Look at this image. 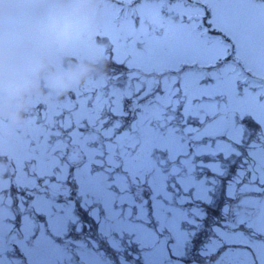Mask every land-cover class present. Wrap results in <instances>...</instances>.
<instances>
[{
	"label": "rangeland",
	"instance_id": "1",
	"mask_svg": "<svg viewBox=\"0 0 264 264\" xmlns=\"http://www.w3.org/2000/svg\"><path fill=\"white\" fill-rule=\"evenodd\" d=\"M91 1L85 0L82 3L79 1L62 8L59 18L56 14L52 15L50 21L42 22L39 27L35 21L44 18L47 10L34 11L24 21L22 18L18 20L17 30L13 31L14 34L10 41L0 42L2 55L0 96L13 74L21 70L29 60L34 59L33 51L39 40L40 52L45 50L47 63L51 66H61L62 56L70 59L77 58L74 62L78 64L81 63V58L97 63L103 58L112 57L116 62L130 66L126 68V74L120 76L118 79L120 82L115 86L109 83L112 81L102 77L107 67L100 70V76L89 75L88 86L96 87L97 93L85 97V100H82V106L54 103L49 96H26L22 103L25 105L22 107L19 103L8 105V108L15 110L11 117L18 121H24L26 116H31L26 120L24 127L25 131H28L26 139L35 140V144L32 145V151H29L27 140L25 153L21 156L20 166L25 164L24 188L26 191L36 189L37 176L40 179L45 178L44 183L47 181V184L43 183L40 188L45 186L61 188L65 185L64 194L66 195L69 189L72 193L74 190L77 192V185H79V195H75V198L72 195V200L75 201L77 196L81 197L79 204L90 211L94 220H99L98 210L103 209L100 213H104L105 218L100 223V231L112 230V236L118 242L121 241V252L131 253L145 263L190 264L186 259L190 251L186 245L191 244L192 238L190 237L193 233L185 228L186 222H189L190 226L196 225L193 219L186 218L188 213L200 215L195 208H190L193 200L197 198V185L193 174L197 166L191 155L190 158L181 154L178 158L169 159L170 164L178 161L186 170L185 175L179 181V188L182 189L179 195L185 201L181 203V198L176 201L172 194L166 198L162 197V158L160 155L158 158L155 157L158 152L154 155L155 149L160 144L159 138L153 143L151 154H147V150L152 147L153 137L151 136L156 132L160 134L161 118H165L168 126H166L169 136L168 145L174 148L170 151L173 154L176 153L175 144L184 140L182 133L178 130L181 128L177 125L180 110L184 108L180 98L185 94L175 86L176 80L167 79L168 77L164 75L166 72H161V76L164 77L161 84L155 86L159 89L153 97V99L158 97L157 102L145 104L130 122L131 127L126 126V122L132 106L125 105V102L126 100L139 102L155 88L151 77L145 79L134 73L148 75L153 68L156 71L176 70L181 68L180 63L191 64L193 62L187 59L192 58V53L195 52L193 49L201 50L204 47L202 44L194 47L189 43H183L185 39L192 40V36H189L192 24L184 22V19H188L190 14L200 13L194 10L191 12L174 8L173 13H169L171 9L164 12L155 4L157 7L154 8L140 5L138 13L137 10H130L125 6L119 8L116 13L113 8L105 6L98 16V11L94 9V5L91 6ZM86 2L88 5H85ZM209 2L212 3L214 9L212 17L221 22L229 33L237 35V33L245 32L251 36L252 32L260 31L264 24L262 22L264 3L256 13L251 7L248 10L244 9V1L240 2V0H227L221 5L217 0H209ZM42 15L44 16L39 18ZM215 25H218L216 29L223 30L219 24ZM29 33H39L40 38L35 41L36 39L33 40ZM27 38L30 39L29 42ZM204 40L201 37V41L204 42ZM207 54H212V52L208 49ZM194 57L201 64L200 53L197 52ZM249 61L252 64V61ZM169 67L173 69H168ZM129 77L134 81H128ZM183 77L191 86L190 92L193 93V98L201 101L196 104L194 101L187 100L185 114L196 108L197 111L204 110L206 114L214 113L217 109L232 114H239L243 110L257 112V108L253 107L249 100L240 98V92L236 86L237 80L240 81L237 74H227L226 78L211 83L213 84L211 86L208 84L207 88L202 87L198 73H185ZM226 85L233 87L230 96H225ZM216 93L217 108L211 104ZM42 101L43 105L38 104ZM227 101H229V106L225 110ZM31 102L35 103L33 105L42 106L40 117L32 115L28 105ZM67 110H74V113L67 114ZM106 111L111 113L109 118L112 116L114 118L112 121L107 118ZM8 113L7 116H10L11 112ZM112 113L116 115L113 116ZM121 117L126 118L125 122L118 121ZM88 122L89 128L86 127ZM155 123L156 126H154ZM73 124L78 125L80 129L69 131L68 136L65 137L64 131H67ZM83 127L85 130L81 132ZM192 130V127L188 128V131ZM36 139L41 143H36ZM50 145L57 154L50 152ZM41 146L43 152L38 150ZM71 146H76L85 156L84 161L76 168L78 171L75 172V182L68 176V166L64 168L60 162L61 155ZM195 149L201 155L208 151L207 148L201 147H195ZM203 157L206 160L207 156ZM163 163L165 165V161ZM207 166L208 162L199 164V168H202L206 175L208 174ZM165 167L169 173L175 172L171 165H165ZM218 169L219 167H217V177L220 178L224 171ZM34 172L37 174L36 177L32 175ZM57 173L58 177L53 179L54 174ZM65 173H67L66 177ZM147 188L152 194L150 202L142 192L143 190L148 191ZM184 191L192 192L193 196L182 194ZM38 197L40 198L31 203L35 211L47 217L44 227H47L52 239L47 238L36 227L39 213H24L23 217L27 219L21 220V225H18L23 238L17 242V249H14V246V248H7L5 235L0 234V264H66L69 260L71 262L72 254L65 253L69 247L62 240L64 225L70 220L65 211L64 204L66 203H58L47 196L46 198ZM71 214L73 219H80L79 213ZM243 215L242 213L240 220L242 222L246 220V215L244 217ZM8 216L12 217L11 214ZM203 226V224L200 225V227ZM35 230L45 241L44 244L48 243L51 247L43 248L44 244L39 245L40 247L30 245L34 241L32 237ZM161 233L163 237L160 236ZM166 233H169L170 241H165ZM195 239L194 242H196ZM232 240L238 239L234 235ZM7 252L9 257H7ZM169 256L174 257L173 260L168 259ZM87 258H89L88 251L82 260L73 257L72 261L76 264H87ZM220 258V264H225V257ZM174 259L176 262H173ZM212 262L217 264L213 260Z\"/></svg>",
	"mask_w": 264,
	"mask_h": 264
},
{
	"label": "flooded vegetation",
	"instance_id": "2",
	"mask_svg": "<svg viewBox=\"0 0 264 264\" xmlns=\"http://www.w3.org/2000/svg\"><path fill=\"white\" fill-rule=\"evenodd\" d=\"M227 0H223L225 2ZM232 1V0H230ZM243 2L244 9L251 7L259 10L264 0H240ZM236 2V1H235ZM9 0H0V10L7 9ZM9 25L0 26V42H7L10 34ZM249 47L258 49H247L243 51L244 62L250 68H256V64H262L264 68V33L251 34L247 36ZM2 55L0 53V61ZM252 61L251 62L249 61ZM87 68V66H86ZM42 78V77H41ZM78 88H82L80 83ZM71 90V89H70ZM72 92H58L61 100H72ZM77 100V99H75ZM13 104L3 90L0 96V234H8L9 229L20 225L19 216L24 213L21 211L17 200L18 187L21 192L24 191V164L20 166L21 156L24 149V131L23 121L11 117L15 110L8 108ZM8 112L10 113V116ZM209 135L212 140L216 138L215 120L209 123ZM241 136V159L242 168L245 170V176L241 179L242 202L241 213L246 215V223L253 222L254 225H245L242 232L244 242L230 243V248L225 257L227 264H264V225L261 223L260 213L264 214V113L243 114L236 124H232L229 134L234 131ZM227 130V129H226ZM167 138V132H163ZM226 144V142H225ZM213 151L212 159L216 158L217 145L216 139L211 144ZM227 147H222L221 151H226ZM226 155V153H225ZM213 196L217 193L216 179L211 182ZM232 185L227 183L225 186V195L232 196ZM11 213L12 217L8 215ZM9 218L11 223H9ZM9 224L11 226H9Z\"/></svg>",
	"mask_w": 264,
	"mask_h": 264
},
{
	"label": "clouds",
	"instance_id": "3",
	"mask_svg": "<svg viewBox=\"0 0 264 264\" xmlns=\"http://www.w3.org/2000/svg\"><path fill=\"white\" fill-rule=\"evenodd\" d=\"M88 69L84 66H50L39 59L29 60L19 71L15 72L12 79L5 86L6 94L13 103L22 102L38 87L39 78L43 77L45 86L56 92L70 90L85 76Z\"/></svg>",
	"mask_w": 264,
	"mask_h": 264
},
{
	"label": "snow or ice",
	"instance_id": "4",
	"mask_svg": "<svg viewBox=\"0 0 264 264\" xmlns=\"http://www.w3.org/2000/svg\"><path fill=\"white\" fill-rule=\"evenodd\" d=\"M213 13L211 12H207L204 14V17L201 18L200 20V23L201 24H204L206 25V28L205 30L206 31H209L210 30V33L211 34H220L219 33V30L218 29H215V28H211V25H212V17ZM231 58L230 57H225L224 58V63H227ZM219 65H207L206 67L211 71L213 70L214 68L218 67ZM119 67H124V68H130L129 65H119ZM190 70V66L188 65H185L183 68H180V69H176V70H172V71H179L181 73L183 72H186V71H189ZM117 80L120 78V74L117 73V76H116ZM131 78V77H129ZM176 83H178V81H176ZM161 94H162V90H161ZM145 97H142L141 99H144ZM183 115V113H181ZM113 116H115L116 114L115 113H112ZM204 122V118H201L200 120H198V123H203ZM71 171L73 173L77 172L78 169L76 168H72ZM45 184H47V181H45ZM39 185H36V187H38ZM175 183L173 184V187H175ZM43 190V189H41ZM68 195H69V200H70V203L72 204V207L74 208L76 206V201L74 200H71V197L73 195L72 193V190L69 189L68 191ZM76 195H79V185H77V192H76ZM40 197L37 196V193L35 191H23L21 192L19 187H18V190H17V200L19 202V205H20V208H21V211L23 212L25 210V204H26V201L27 200H31V201H36L37 199H39ZM147 199V198H146ZM181 203H184V199L181 198L180 200ZM80 211L84 214L85 217H88V219H92L93 222H95V220L93 219L90 211L88 209H86L85 207H83V205L80 206ZM103 209H100L98 210V213L99 214L100 212H102ZM37 218L39 219L40 223L41 224H44L46 223L47 221V217H45L44 215L42 214H38ZM21 220H24V219H27V217H21L20 218ZM152 223V222H150ZM91 264H99V261H96V260H93L91 262Z\"/></svg>",
	"mask_w": 264,
	"mask_h": 264
},
{
	"label": "water",
	"instance_id": "5",
	"mask_svg": "<svg viewBox=\"0 0 264 264\" xmlns=\"http://www.w3.org/2000/svg\"><path fill=\"white\" fill-rule=\"evenodd\" d=\"M78 154L77 153H74L72 152L70 154V157L73 161H77V160H80V156L78 157L77 156ZM18 237V235L16 233H13L12 235L9 236V244H11L16 238Z\"/></svg>",
	"mask_w": 264,
	"mask_h": 264
}]
</instances>
